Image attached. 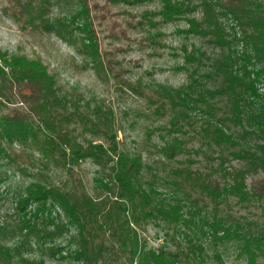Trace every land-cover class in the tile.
Listing matches in <instances>:
<instances>
[{"label": "rangeland", "instance_id": "obj_1", "mask_svg": "<svg viewBox=\"0 0 264 264\" xmlns=\"http://www.w3.org/2000/svg\"><path fill=\"white\" fill-rule=\"evenodd\" d=\"M76 4L75 0H49L48 15L54 21H67L78 11ZM87 5L89 14L76 17L61 38L55 32L33 31L16 21L12 0H0V52L38 58L48 67L57 93L75 119L70 124L71 143L81 148L91 144L100 148L103 156L84 158L71 167L57 153L48 157L35 148H25L29 163L0 154V264H88L77 225L84 213V195L99 209L94 219L102 229H95L93 235L96 244L105 246L102 262L129 264L128 254L121 251L112 230L106 227L113 203L129 209L128 195H122L118 186L119 173L128 166L122 164L125 157L136 160L139 156L141 190L154 205L151 215L142 209L137 212L136 230L147 249L168 252L176 245L183 247V237L156 213L157 204L163 209L169 206L168 199L180 180L175 175L177 169L190 165L192 170L210 172L218 164L215 148L207 146L198 132L202 119L192 115L189 125L183 121V109L169 101L191 82L196 63L188 61V56L199 57L205 52L210 58L218 53L204 38L188 32L187 20H200V10L195 7L174 21L151 17V27L143 15L159 13V0L132 5L87 0ZM258 67H264V62L252 68ZM259 84V101L264 103V79ZM16 102L6 108L0 105V118L20 105ZM215 105L225 108L226 100L217 98ZM95 108L114 113L119 126L115 145L91 133L86 125L87 120H93L89 115ZM175 117L177 125L171 123ZM225 126L234 130L227 123ZM166 146L172 149V158L164 154ZM0 147L7 151L12 147L15 152L23 148L15 139H4ZM8 152L11 154V149ZM225 164L229 169L242 166L231 156ZM256 178H264V172L250 176L246 184ZM236 202L229 197L224 212L264 223V203ZM206 247L210 250L208 264H213L215 249L225 264H250L245 255H238L232 241L215 247L207 240ZM254 264H264V259L258 257Z\"/></svg>", "mask_w": 264, "mask_h": 264}, {"label": "trees", "instance_id": "obj_2", "mask_svg": "<svg viewBox=\"0 0 264 264\" xmlns=\"http://www.w3.org/2000/svg\"><path fill=\"white\" fill-rule=\"evenodd\" d=\"M75 1L78 11L67 21H54L49 17V0H12L16 8L12 16L33 31L55 32L63 38L76 17L89 14L87 0ZM109 1L132 5L153 0ZM159 1L162 4L159 13L143 15L149 26H153L151 17L158 15L163 21H174L197 7L202 17L187 20L188 32L201 36L218 50L210 58L205 57V52H200L199 57L188 56V61L196 63L190 74L191 82L181 93L169 97L173 106L183 109V121L191 125L192 115L202 119L198 132L207 146L215 148L218 164L210 172L192 170L190 165L177 169L175 175L180 180L168 199L169 206L163 209L164 206L157 204L156 213L173 232L183 237V247L176 245L174 251L168 252L147 249L136 230L138 210H146L151 215L150 209L154 207L141 190L139 156L136 160L123 158L122 164L125 162L128 166L122 172L119 170L121 174L117 171L118 186L122 195H128L129 209L112 202V214L106 220V227L112 230L121 251L128 254L129 264H208L207 240L215 247L225 241L236 243L238 255H245L248 262L254 264L258 257L264 259V223L224 212V207L229 197L236 199V203H264V178L246 184L250 176L264 172V103L259 101L261 94L257 88L264 79V67L252 68L264 62V0ZM95 53L98 55L97 51ZM200 67L204 69L200 71ZM207 82L212 84L210 88L205 86ZM217 98L226 100L225 108H217ZM15 99L20 107L9 109L0 118V144L4 139L9 142L15 139L23 148L15 152L10 147V154L0 147V154L5 158L29 163L25 148H35L48 157L57 153L61 159H67L71 167H76L84 158L103 157L98 147L88 144L81 148L71 143L70 124L75 119L66 108L64 98L57 93L55 77L48 67L38 58L6 56L0 52V105L6 108L13 105ZM217 112L221 114L215 121ZM89 116L93 117L86 122L90 132L115 145L119 126L114 113L95 108ZM171 123L178 124L176 117ZM226 123L234 130L225 126ZM163 152L173 157L169 146L164 147ZM229 156L242 166L226 168ZM39 194L45 196L43 192ZM82 199L84 213L77 225L84 258L88 264H109L102 262L105 246L94 242L93 231L102 229L94 219L99 209L90 197L84 195ZM211 262L225 264L216 249L212 251Z\"/></svg>", "mask_w": 264, "mask_h": 264}]
</instances>
